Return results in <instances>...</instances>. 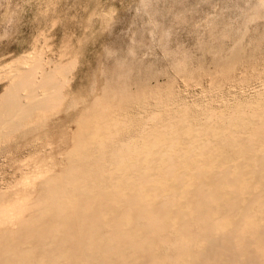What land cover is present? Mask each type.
<instances>
[{"label": "bare ground", "instance_id": "obj_1", "mask_svg": "<svg viewBox=\"0 0 264 264\" xmlns=\"http://www.w3.org/2000/svg\"><path fill=\"white\" fill-rule=\"evenodd\" d=\"M237 39L209 72L175 58L199 98L122 75L88 96L59 155L0 191V264H264L263 70Z\"/></svg>", "mask_w": 264, "mask_h": 264}, {"label": "rangeland", "instance_id": "obj_2", "mask_svg": "<svg viewBox=\"0 0 264 264\" xmlns=\"http://www.w3.org/2000/svg\"><path fill=\"white\" fill-rule=\"evenodd\" d=\"M237 37L264 79V0H0V191L36 179L29 170L59 155L74 114L105 83L122 75L130 90L170 83L199 98L174 60L212 71V55L228 54ZM12 60L23 61L6 78ZM35 115L45 120L19 135Z\"/></svg>", "mask_w": 264, "mask_h": 264}]
</instances>
